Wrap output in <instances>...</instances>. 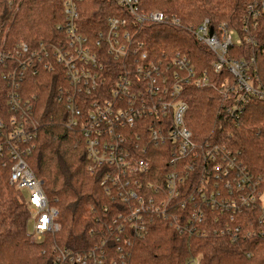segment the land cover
Wrapping results in <instances>:
<instances>
[{
  "label": "built area",
  "instance_id": "2783aa9c",
  "mask_svg": "<svg viewBox=\"0 0 264 264\" xmlns=\"http://www.w3.org/2000/svg\"><path fill=\"white\" fill-rule=\"evenodd\" d=\"M114 1L125 15L110 16L106 29L93 35L82 31L80 4L84 0H63L64 23L58 28L66 37L58 42H41L32 48L19 41L12 48L6 37L8 27L6 32L4 25L0 28V34L4 33L0 36V66L8 71L10 110L8 118L0 114V162L11 166L10 184L19 191H29L25 202L31 213V241H42L62 228L59 208L50 203L43 180L26 161L34 147L38 123L34 102L22 96V85L28 72L37 75L41 67L61 69L59 76L67 84L60 86L57 99L66 105L67 126L78 129L85 140L89 169L104 168L101 185L108 193L117 189L124 201L133 202L130 214L119 216L122 223L115 227L118 234L130 231L142 236L154 220L164 219L180 231L206 236V230L198 225L204 222L205 208H209L220 213L214 217L223 229H215V233L233 241L240 233L244 238L264 235V230L244 229V217L260 202L258 221L264 226V178L252 174L237 154L215 143L212 135L198 136L187 124L190 107L185 100L186 88L190 84L199 88L209 85L208 74L198 76L190 59L180 52L171 56L172 63L152 57L146 41L139 39L150 23L191 32L214 54V71L221 73L228 67L234 75L236 82L229 85L227 80L222 88L224 98L231 103L219 114L237 120L252 97L264 99V85L252 84L247 63L229 58L228 51L233 46L256 44L250 29H256L264 16V0L249 4L243 35L226 22L215 28L205 19L196 27H184L175 15L143 11L140 0ZM157 145H166L164 152L170 157L166 171L154 178L150 155ZM149 173L156 181L145 182L150 192L144 193L140 175L150 177ZM182 212L186 225H182ZM124 238L128 242V237ZM106 243L103 240L102 246ZM54 251V264L105 262L104 250L99 247L73 253L54 246ZM111 264L127 263L114 260Z\"/></svg>",
  "mask_w": 264,
  "mask_h": 264
},
{
  "label": "trees",
  "instance_id": "16d2710c",
  "mask_svg": "<svg viewBox=\"0 0 264 264\" xmlns=\"http://www.w3.org/2000/svg\"><path fill=\"white\" fill-rule=\"evenodd\" d=\"M251 2L140 0L143 11L160 10L175 15L184 27H196L209 19L215 28L226 22L241 35ZM80 11L82 31L88 35L105 30L110 16L125 15L114 0H84ZM63 23V0H0V28L8 27L6 37L12 48L19 41H25L32 48L41 42H58L66 37L58 28ZM250 32L256 44L230 47L228 57L245 61L251 83L264 85V16ZM3 35L2 31L0 36ZM139 39L146 41L152 57L172 63V55L180 52L190 59L198 76L208 74L209 85L199 88L190 84L186 88L185 100L190 107L188 126L203 138L212 135L215 143L237 154L252 174L264 178V99L252 97L237 120L221 115L222 107L231 103L224 98L222 88L227 80L233 85L236 79L228 67L221 73L214 71L215 56L208 47L187 29L167 24H147ZM7 72L6 67L0 66V114L6 118L10 116ZM59 75V67L56 71L41 67L37 75L28 72L22 96L33 100L38 123L34 147L26 161L43 180L50 203L59 208L62 228L58 233L47 234L42 241H31L29 206L9 182L11 166L0 162V264H54V246L73 253H86L99 247L104 250V264L114 260L127 264H188L193 260L197 264H264V235L244 238L240 233L233 241L227 235L215 233V229H223L214 217L220 213L209 208H205L204 222L198 225L206 230V236L180 231L164 219L154 220L142 236L130 231L118 234L115 227L122 223L119 216L129 215L133 202L124 201L117 189L108 193L101 185L104 168L89 169L85 140L78 129L67 126L66 105L57 99L60 86L67 84ZM166 148V145H157L150 155L154 178L166 171L170 157L164 152ZM149 175H140L144 193L149 191L145 182L156 181ZM261 210L260 202L244 217L245 230L257 233L264 230L258 221ZM181 220L182 225L187 224L184 212ZM103 240H107L104 246Z\"/></svg>",
  "mask_w": 264,
  "mask_h": 264
},
{
  "label": "rangeland",
  "instance_id": "374dc122",
  "mask_svg": "<svg viewBox=\"0 0 264 264\" xmlns=\"http://www.w3.org/2000/svg\"><path fill=\"white\" fill-rule=\"evenodd\" d=\"M19 192H20V195L23 197V199L26 201L29 195V191L27 189H21ZM32 229H33V226L29 224V231H31Z\"/></svg>",
  "mask_w": 264,
  "mask_h": 264
},
{
  "label": "water",
  "instance_id": "95a60500",
  "mask_svg": "<svg viewBox=\"0 0 264 264\" xmlns=\"http://www.w3.org/2000/svg\"><path fill=\"white\" fill-rule=\"evenodd\" d=\"M213 29H211V32H212Z\"/></svg>",
  "mask_w": 264,
  "mask_h": 264
}]
</instances>
